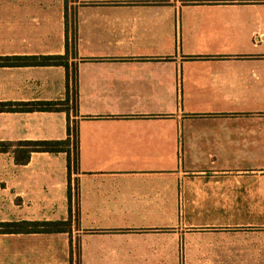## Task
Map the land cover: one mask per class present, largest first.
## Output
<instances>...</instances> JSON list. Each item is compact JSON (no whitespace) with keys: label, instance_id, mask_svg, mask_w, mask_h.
<instances>
[{"label":"crops","instance_id":"crops-1","mask_svg":"<svg viewBox=\"0 0 264 264\" xmlns=\"http://www.w3.org/2000/svg\"><path fill=\"white\" fill-rule=\"evenodd\" d=\"M77 18L79 221L0 234V264H264V0H0V56ZM64 66H0V222L69 216ZM15 151H18L16 153ZM72 212L75 200H71Z\"/></svg>","mask_w":264,"mask_h":264},{"label":"trees","instance_id":"trees-1","mask_svg":"<svg viewBox=\"0 0 264 264\" xmlns=\"http://www.w3.org/2000/svg\"><path fill=\"white\" fill-rule=\"evenodd\" d=\"M65 32H66V53L62 56H0V66H64L66 69L67 85L71 82L73 88L72 99L67 97L62 102H36L25 104L22 110H46V111H62L67 114V133L68 136L62 141H35L25 142L27 149L23 152L25 156L23 161L28 159L31 152H49L58 153L64 152L67 156L68 168V199H69V216L66 220L60 221H20V222H0V234L11 233H63L70 232L71 224L74 221H79L78 198L79 189L75 184L72 190L71 175L78 171V129L74 120H70V113L74 116L77 114V95L76 89V68L72 65L69 67V53L76 55L77 46V18L74 11L69 12L67 2L65 7ZM10 103H0V111L11 110ZM8 149H0V152H5ZM18 153V151H15ZM75 200L74 212H72L71 200Z\"/></svg>","mask_w":264,"mask_h":264}]
</instances>
